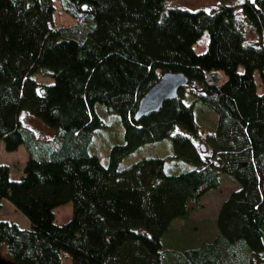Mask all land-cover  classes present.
Here are the masks:
<instances>
[{"label": "trees", "instance_id": "1", "mask_svg": "<svg viewBox=\"0 0 264 264\" xmlns=\"http://www.w3.org/2000/svg\"><path fill=\"white\" fill-rule=\"evenodd\" d=\"M166 1L0 0V143L5 152L23 146L27 155L17 180L0 166V210L7 201L28 222L21 229L0 220L10 264H60L61 255L71 264H264V0H221L208 11L165 10ZM55 9L72 22L55 25ZM247 28L257 37L252 44ZM203 33L207 48L195 54ZM212 71L221 79L206 85ZM163 73L196 84L195 103L216 115L208 156L195 144V103L182 101L183 87L134 118ZM35 76L52 83L39 86ZM96 104L123 129L105 166L89 153L103 126ZM21 113L54 137L35 139ZM171 134V158L188 171L166 175L164 161L152 158L118 168L138 147ZM219 175L238 188L220 204L212 239L162 249L171 221L199 210ZM66 204L71 216L56 225L53 210Z\"/></svg>", "mask_w": 264, "mask_h": 264}, {"label": "rangeland", "instance_id": "2", "mask_svg": "<svg viewBox=\"0 0 264 264\" xmlns=\"http://www.w3.org/2000/svg\"><path fill=\"white\" fill-rule=\"evenodd\" d=\"M221 0H167L164 9L180 8L189 11L202 9L210 10ZM251 1V0H249ZM227 4L237 5L239 0H224ZM236 12L238 9L235 10ZM53 20L55 25H68L72 21L69 17L61 15L58 10L54 12ZM246 43L252 44L257 37L245 31ZM207 48V35L203 33L200 39L192 46L195 54L203 53ZM39 86L46 83L51 84L49 77L35 76ZM256 92L261 93L258 74L254 73ZM198 93V86L194 83H188L180 91L181 99L184 103L194 102ZM95 112L102 120L103 126L97 129L91 138L89 153L94 155L98 162L105 166L107 164V154L110 147L123 144V129L119 118L116 115L105 113L104 107L96 104ZM194 119L196 120L199 138L195 142L196 146L202 147L204 156L209 155V148L206 144V136L213 131L216 124V115L206 109L203 105L195 103L193 107ZM24 128L31 131L32 136L38 141L50 140L55 135V131L43 125L35 118L21 113L19 115ZM173 134V133H172ZM158 142L144 144L132 153L124 157L119 163V169H125L131 164L141 159H161L164 161L163 170L166 175H176L189 170L188 163L181 160H174L172 155L171 138L173 135ZM27 155L23 146H19L13 152H5L0 143V166L7 167L9 178L17 180L22 174V168L26 161ZM219 186L215 190L206 192L201 200V208L189 215L185 220L175 219L171 221L166 232L161 236L160 242L164 250H176L179 248H194L199 242L211 240L216 233L215 218L220 204L227 198L231 191L238 188V185L230 180L226 175L218 176ZM71 216V205L66 204L53 210L54 223L60 225L66 222ZM0 220L10 221L21 229L28 228L26 218L15 210L7 201L1 202ZM0 264H10L4 247L0 246ZM60 264H71L69 259L61 255Z\"/></svg>", "mask_w": 264, "mask_h": 264}, {"label": "water", "instance_id": "3", "mask_svg": "<svg viewBox=\"0 0 264 264\" xmlns=\"http://www.w3.org/2000/svg\"><path fill=\"white\" fill-rule=\"evenodd\" d=\"M187 84L186 77L181 73H163L146 91L137 104L134 114L139 119L157 111L161 104L177 97L178 91Z\"/></svg>", "mask_w": 264, "mask_h": 264}, {"label": "built area", "instance_id": "4", "mask_svg": "<svg viewBox=\"0 0 264 264\" xmlns=\"http://www.w3.org/2000/svg\"><path fill=\"white\" fill-rule=\"evenodd\" d=\"M221 79V75L219 72L212 71L204 76V83L206 85H213L217 82H219Z\"/></svg>", "mask_w": 264, "mask_h": 264}]
</instances>
